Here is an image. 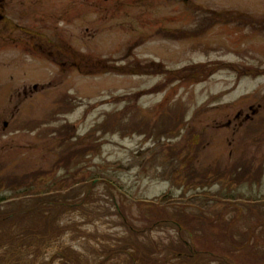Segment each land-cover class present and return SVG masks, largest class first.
Masks as SVG:
<instances>
[{
  "label": "rangeland",
  "instance_id": "1",
  "mask_svg": "<svg viewBox=\"0 0 264 264\" xmlns=\"http://www.w3.org/2000/svg\"><path fill=\"white\" fill-rule=\"evenodd\" d=\"M94 1L84 73L37 62L46 90H0V182L52 170L90 197L23 263L65 264L52 260L65 247L99 264L136 242L167 264H264V29L202 24L209 10L264 21V0H97L99 16ZM201 26L187 39L161 32ZM206 63L217 68L204 79L176 74ZM8 190L0 184V196H17Z\"/></svg>",
  "mask_w": 264,
  "mask_h": 264
},
{
  "label": "trees",
  "instance_id": "2",
  "mask_svg": "<svg viewBox=\"0 0 264 264\" xmlns=\"http://www.w3.org/2000/svg\"><path fill=\"white\" fill-rule=\"evenodd\" d=\"M217 21L222 23L238 21L239 24H242L244 21V24L247 23L248 25L250 23L252 26L255 25L256 27L253 28L254 30H257L258 27L264 29V21H255L247 19L246 17L243 18V16H229V14H224L222 18H216L210 15L205 16L203 25L213 26ZM244 24L242 26H244ZM207 29L208 28L201 26L195 31L189 32L166 31L162 33V36L177 40L187 39L196 37L197 35L199 37L204 34ZM213 68H217V66H211V64L208 63L199 64L189 69L184 68L178 70L176 74H191L195 79L196 77H202V79H204L213 71ZM173 72L174 71H172V73ZM67 159L68 157L62 162H66ZM67 175L68 173L61 176L56 171L51 170L49 173H40L36 175L35 178L23 176L16 180L13 179L7 184L1 180V185L5 188L8 187L11 192L17 193V196L13 198H9L7 195L0 196V205H8L15 201L17 207L16 210L6 209L2 211L0 209V249H2V245L8 246V251L0 257L1 264H25L23 262H26L28 257H31L30 260L33 261L39 256L44 246L47 248L51 241L58 239L62 234L64 235L65 230L58 226V222L62 220L63 216L70 211V209H76L80 205L84 206L89 202L90 197L82 195L83 191L76 193L77 190L74 189L75 187L73 189H68V187H66V182L68 181ZM43 176H46L47 181L41 182L43 184V189H41L38 182H40ZM97 176L98 179L105 180L106 182L105 177L103 178L101 174ZM34 179H37L38 182L35 183L36 180L34 182ZM107 182H109V179ZM37 184L39 185L38 189H36ZM10 186L12 187L10 188ZM111 187L113 186L111 185ZM76 199H80L78 200L79 202L75 203ZM20 200H26L28 202L25 203L24 201L23 203V201ZM72 200L74 201L69 202ZM161 212H163V210ZM118 214L120 218L123 219L122 225L127 227L131 232H134V226L131 225V227H128L126 217H124L123 213L118 210ZM173 218L176 225L181 224L176 221L175 217ZM163 221H168V219L154 221L151 226L157 227ZM137 233L138 231L134 233V236H136ZM12 249H17L18 255L16 254L17 252H14ZM120 252L125 256L126 264H161V261L167 264L166 258L169 257L166 255L164 260L161 258L159 259L155 257V251L144 250L135 242L131 243L130 246L121 248L119 251L113 249L104 250L102 254H106V257L99 264L107 263L108 260L120 255ZM8 254L10 257H6ZM54 259H61L65 261V264H90L89 258L86 257L83 259L74 249L65 247L53 256L52 260ZM51 262L52 261H49L44 264H51Z\"/></svg>",
  "mask_w": 264,
  "mask_h": 264
},
{
  "label": "flooded vegetation",
  "instance_id": "3",
  "mask_svg": "<svg viewBox=\"0 0 264 264\" xmlns=\"http://www.w3.org/2000/svg\"><path fill=\"white\" fill-rule=\"evenodd\" d=\"M84 4L85 0H0V90H46L37 82V62L84 73ZM100 10V2L94 1L98 16ZM206 12L224 17L222 12Z\"/></svg>",
  "mask_w": 264,
  "mask_h": 264
},
{
  "label": "water",
  "instance_id": "4",
  "mask_svg": "<svg viewBox=\"0 0 264 264\" xmlns=\"http://www.w3.org/2000/svg\"><path fill=\"white\" fill-rule=\"evenodd\" d=\"M5 126H7V123H5Z\"/></svg>",
  "mask_w": 264,
  "mask_h": 264
}]
</instances>
